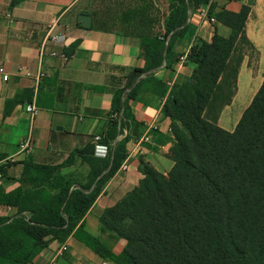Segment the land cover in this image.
Masks as SVG:
<instances>
[{
	"label": "crops",
	"instance_id": "obj_1",
	"mask_svg": "<svg viewBox=\"0 0 264 264\" xmlns=\"http://www.w3.org/2000/svg\"><path fill=\"white\" fill-rule=\"evenodd\" d=\"M262 2L208 0L192 9L184 34L172 45L171 56L151 74L140 77L138 95L129 102L132 121L122 135L106 144L114 91L125 86L126 77L133 69H146L141 41L135 34L157 31L155 22L152 27L141 22L142 17L156 21L157 3L153 0H0V66L9 77L4 82L0 75V219L12 220L17 214V208L4 204L2 197L18 190L36 194V201L29 203L40 208L45 199L56 193L58 175L70 189L85 187L92 180L90 162L94 165L111 160V147L123 137L128 138L125 145L128 169L119 168L102 185L80 222L82 230H77L79 223L62 240L47 238V246L29 264H115L94 253L84 243L85 234L97 238L113 254H120L126 242L101 225V215L139 185L145 175L144 165L162 175L173 167L169 154L175 139L162 108L172 87L184 83L195 68L193 62L186 60L190 48L202 42L210 43L214 31L222 37L229 35V29L219 24L210 11L224 9L236 14L243 6L248 7L245 35L260 52V64H264V39L248 30V22ZM146 5L148 8L144 9ZM203 8L209 11L207 18L200 14ZM159 10L167 14L166 4L160 3ZM80 15L90 17L88 28L79 22ZM210 18L215 22H210ZM54 20L56 25L50 31ZM49 33L63 34L64 47L48 41ZM52 51H63L67 61L50 56ZM20 70L30 76L19 74ZM243 102L240 94L235 111ZM30 104L37 109L34 116L24 111ZM231 124L223 129L231 132ZM96 135H101V143L109 147L105 157L94 153ZM147 135L150 141L142 144L144 150L140 154L138 144ZM28 138L32 141L31 150L19 152V145ZM78 151H83V155L77 154ZM70 155H73L72 164L55 170ZM9 158L14 162L6 161ZM107 171L102 170L99 177ZM63 245L67 251L59 255Z\"/></svg>",
	"mask_w": 264,
	"mask_h": 264
},
{
	"label": "trees",
	"instance_id": "obj_2",
	"mask_svg": "<svg viewBox=\"0 0 264 264\" xmlns=\"http://www.w3.org/2000/svg\"><path fill=\"white\" fill-rule=\"evenodd\" d=\"M153 1L158 6L156 21L142 17L141 22L151 27L155 22L157 31L135 34L146 69H133L125 86L114 91L106 144L132 121L129 102L138 95L140 77L171 56L189 12L208 0ZM162 2L165 15L159 10ZM248 12L246 6L236 14L210 11L230 33L222 37L214 31L210 43L190 48L186 60L195 68L184 83L172 87L163 105L175 139L169 154L173 167L162 175L144 165L139 185L101 215V225L126 242L120 254L85 234L84 243L103 259L115 264H245L249 228L264 215V82L232 132L219 127L217 120L236 93L243 61L237 44H250L245 35ZM127 141L125 136L111 147V160L90 162L92 180L85 187L70 189L58 175L56 193L40 208L25 204L32 192L18 190L2 197L4 204L17 208L13 219L21 220L0 219V227L7 225L5 234L0 230V264H29L47 246V238L62 240L78 226L102 185L127 158ZM72 162L70 155L55 170ZM82 228L80 223L77 230Z\"/></svg>",
	"mask_w": 264,
	"mask_h": 264
},
{
	"label": "rangeland",
	"instance_id": "obj_3",
	"mask_svg": "<svg viewBox=\"0 0 264 264\" xmlns=\"http://www.w3.org/2000/svg\"><path fill=\"white\" fill-rule=\"evenodd\" d=\"M248 30L264 39V2L260 4L255 15L248 22ZM236 53L243 55V61L237 75L236 93L231 103L222 109L217 120V124L221 128H228V124L233 123L231 124V132L234 130L242 113L250 105L262 82H264V64H260V52L251 43L247 44L244 41H240L237 44ZM240 94L241 99L245 102H243L241 108L235 111ZM36 199V194H28L25 204L28 203L30 205L29 201H36ZM19 220L21 218L12 219V223ZM0 230L5 234L7 225H1ZM245 256V264H264V215L249 228V240Z\"/></svg>",
	"mask_w": 264,
	"mask_h": 264
},
{
	"label": "built area",
	"instance_id": "obj_4",
	"mask_svg": "<svg viewBox=\"0 0 264 264\" xmlns=\"http://www.w3.org/2000/svg\"><path fill=\"white\" fill-rule=\"evenodd\" d=\"M200 14L202 15L203 18H207L208 17V9L203 8L200 10ZM210 22H215L214 19L210 18L209 19ZM56 25V20L53 21L51 27H50V31L52 30V28ZM48 41H50L51 43H53L54 45L58 46L59 48H63L64 44H65V36L63 34H48ZM50 56L52 57H57L59 58L62 62H66L67 61V55L63 52V51H52L50 53ZM19 74L29 77L30 74L26 71L20 70ZM0 75L2 77V81L6 82L8 81V75L5 74V70L3 66H0ZM24 111L26 113H28L30 116H34L37 113V109L33 106V105H26L24 107ZM112 118H117V116L115 114L111 115ZM101 135H96L93 139L95 145H94V153L96 156L99 157H105L108 154L109 151V147L106 144H102L101 143ZM150 141L149 135L143 137L141 139V142H139L138 144V153L142 154L143 153V146L142 144H148ZM32 148V141L31 138L26 139L25 141H23L20 145H19V152H29ZM9 162H14V160L12 158H9L8 160ZM128 161H129V157L127 156V158L125 159V161H123V163L120 166V170L122 171H126L128 169ZM67 251V246L63 245L60 247L58 254L61 255L62 253ZM49 264H53V262H50Z\"/></svg>",
	"mask_w": 264,
	"mask_h": 264
},
{
	"label": "water",
	"instance_id": "obj_5",
	"mask_svg": "<svg viewBox=\"0 0 264 264\" xmlns=\"http://www.w3.org/2000/svg\"><path fill=\"white\" fill-rule=\"evenodd\" d=\"M78 20L84 28H88L90 26V17L89 16L80 15Z\"/></svg>",
	"mask_w": 264,
	"mask_h": 264
}]
</instances>
